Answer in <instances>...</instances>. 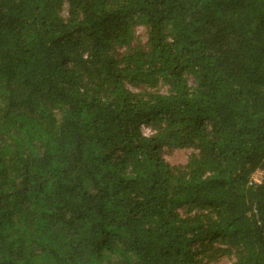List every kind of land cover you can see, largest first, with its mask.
<instances>
[{
	"label": "trees",
	"instance_id": "trees-1",
	"mask_svg": "<svg viewBox=\"0 0 264 264\" xmlns=\"http://www.w3.org/2000/svg\"><path fill=\"white\" fill-rule=\"evenodd\" d=\"M0 264H264V0H0Z\"/></svg>",
	"mask_w": 264,
	"mask_h": 264
},
{
	"label": "rangeland",
	"instance_id": "rangeland-1",
	"mask_svg": "<svg viewBox=\"0 0 264 264\" xmlns=\"http://www.w3.org/2000/svg\"><path fill=\"white\" fill-rule=\"evenodd\" d=\"M139 30H140V28H139ZM138 32L140 33V31H138ZM145 132L147 134H150V131L147 129H145ZM170 162L172 164H177V165L178 164H184L186 162V152L176 153L175 156L170 159ZM261 176H262L261 174H257V176H254V179L259 180Z\"/></svg>",
	"mask_w": 264,
	"mask_h": 264
}]
</instances>
